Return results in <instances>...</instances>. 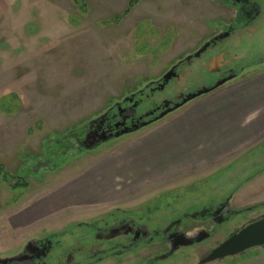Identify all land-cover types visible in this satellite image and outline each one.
<instances>
[{"label": "rangeland", "instance_id": "374dc122", "mask_svg": "<svg viewBox=\"0 0 264 264\" xmlns=\"http://www.w3.org/2000/svg\"><path fill=\"white\" fill-rule=\"evenodd\" d=\"M258 1L264 8V0ZM130 2L0 0V165L29 183L27 189L13 190L16 180L6 183L0 178V258L15 257L28 241L48 237L60 242V249L55 244V255L82 238L84 224L108 219L116 209L137 211L138 216L155 219L150 225L164 226V220L185 213L195 215L232 198L231 207L241 213L217 234L158 262L198 264L210 249L264 213L263 140L232 165L209 173L185 175L125 195L117 190L112 198L111 193L101 194V187L92 189L96 196L91 200L48 213L39 221H33L29 213L22 214L39 199L73 188L77 174L187 108L194 100L136 134L112 139L93 150L74 148L75 136L92 119L202 48L217 33L218 23L234 15L232 9L212 0H142L126 14ZM222 47H234L232 54L244 71L217 90L262 73L264 15ZM189 84L191 92L202 80L189 75L180 83H171L156 94L153 104L172 100ZM20 219H28L29 225ZM186 225L182 229L191 233L214 228L207 222ZM166 252V247L152 245L96 264H146Z\"/></svg>", "mask_w": 264, "mask_h": 264}, {"label": "flooded vegetation", "instance_id": "af4514ba", "mask_svg": "<svg viewBox=\"0 0 264 264\" xmlns=\"http://www.w3.org/2000/svg\"><path fill=\"white\" fill-rule=\"evenodd\" d=\"M212 1L232 9L234 15L229 21L218 23L220 28L217 29V33L205 43H211L208 49L200 57H194L205 46L204 44L202 48L193 54L176 61L158 80L149 81L143 88L128 94L114 103L103 114L92 119L86 128L75 136V149L78 151L93 150L107 142L103 140L105 136L109 137L108 141H110L115 139L114 136L117 133L124 131H131L126 135L136 134L156 123L155 119L168 108L171 109L182 103L183 100L188 98L189 93L192 96L205 88H212L219 81L229 77L235 79L242 76L244 69L237 66V57L232 54L234 47L225 48L222 46L227 39L237 32L252 27L259 18L263 17L264 8L258 0ZM189 56L194 58L187 60ZM261 63H264V59L261 60ZM173 68H175L176 77L167 84L164 90L171 83H180L189 75H196L197 78L202 80V84L197 85L191 92L189 91L192 87L189 84V87L181 89L179 94L172 100L162 105L153 104L156 94L164 91L161 90L163 77ZM166 105H168V108L165 107ZM146 123L151 124L142 127ZM117 125L120 126L117 127ZM86 147L91 148L87 149ZM136 212L116 209L109 215L108 219H102L92 224H84L86 232L82 235V238L66 249L59 251V253L56 252L55 255H52L56 250L55 244H58L57 247H59L60 242L54 243L51 237L39 240L32 239L15 257L0 258V264H96L109 258L121 259L128 254L136 253L140 248L152 245L166 247L167 252L162 255L165 256L170 253L178 242V234L191 236L204 230L198 228L191 233L188 229H182L187 223H199L200 225L206 222L212 223L213 230H208L212 237L220 231V228L224 227L226 222L228 223L233 219L237 211L231 207L230 199L226 202H220L218 206H213L210 210L201 209L195 215L185 213L181 214L179 218L164 220L161 223H165L164 226L150 225V222L154 223V218L151 216L144 218V215L138 216ZM183 249L186 248H180L167 260ZM162 256H154L146 264H158L159 261H156V259ZM49 258H51L50 262L47 261Z\"/></svg>", "mask_w": 264, "mask_h": 264}, {"label": "crops", "instance_id": "0c3cea01", "mask_svg": "<svg viewBox=\"0 0 264 264\" xmlns=\"http://www.w3.org/2000/svg\"><path fill=\"white\" fill-rule=\"evenodd\" d=\"M263 140L264 71L194 100L163 125L77 174L73 188L39 199L22 214L39 221L48 213L91 200L96 196L92 189L101 187V194L111 193L112 198L117 190L125 195L185 175L209 173L232 165ZM27 220L20 219L29 225ZM246 264H264V255Z\"/></svg>", "mask_w": 264, "mask_h": 264}, {"label": "water", "instance_id": "95a60500", "mask_svg": "<svg viewBox=\"0 0 264 264\" xmlns=\"http://www.w3.org/2000/svg\"><path fill=\"white\" fill-rule=\"evenodd\" d=\"M211 43H207L201 50H199L196 55H194L195 58H198L201 56L202 53H204ZM193 56H189L187 60L194 58ZM176 77L175 74V68H173L171 71H169L162 79L161 83V90H164L167 84ZM234 77H229L225 80L219 81L215 86L212 88H205L202 91H200L197 94H194L185 100H183L182 103L175 105L173 108L168 109L163 112L159 117L155 119V122L165 118L169 114L175 112L176 110L182 108L187 103L200 98L203 95L210 94L214 92L215 90L223 87L228 82L233 80ZM154 114V113H152ZM154 122V121H153ZM152 123V122H151ZM151 123H146L142 127H146ZM120 125H117L119 127ZM131 131H124L122 133H117L114 138H119L123 135H126L130 133ZM109 137H104L103 140L108 141ZM87 148V147H86ZM91 147H88L87 149H90ZM229 201V200H228ZM264 206V205H263ZM247 211H252V209H249ZM241 212H236L235 215L240 214ZM211 237V233L202 230L196 235H187V234H178V242L176 245L171 249L170 253L168 255L162 256L160 258H157L156 261H163L170 256H172L177 250L180 248H188L190 246H193L195 244L202 243L206 240H208ZM259 249H264V213L260 215L258 218L248 222L245 224L242 228L236 230L233 234H231L228 238H226L224 241L219 243L215 246V248H212L206 255L200 258L198 264H215L219 262L226 261L227 259H233V258H239L242 256H245L249 252H253ZM12 260V259H9ZM8 261V260H6Z\"/></svg>", "mask_w": 264, "mask_h": 264}, {"label": "trees", "instance_id": "16d2710c", "mask_svg": "<svg viewBox=\"0 0 264 264\" xmlns=\"http://www.w3.org/2000/svg\"><path fill=\"white\" fill-rule=\"evenodd\" d=\"M141 1L142 0H131V2L129 4V8H128V10H126L125 13L129 14L132 11V9ZM0 178H2L6 183H8L11 179L16 180L17 183L15 186H13V188H12L13 190L29 188V183L25 179L26 177L21 176V175H16V176L11 175L9 172H7V170L5 169V166H3V165H0ZM1 210H2V205L0 202V212H1ZM242 213L245 214L246 211H243ZM263 254H264V249H259V250L253 251V252H249L248 254L245 255V256L251 255V257L245 258V256H242L239 258L227 259L226 261H223L222 264H238V263L240 264L241 262H245L247 260L257 258Z\"/></svg>", "mask_w": 264, "mask_h": 264}]
</instances>
